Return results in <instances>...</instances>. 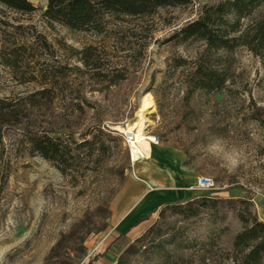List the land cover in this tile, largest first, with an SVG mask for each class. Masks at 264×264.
Returning <instances> with one entry per match:
<instances>
[{
  "label": "rangeland",
  "instance_id": "374dc122",
  "mask_svg": "<svg viewBox=\"0 0 264 264\" xmlns=\"http://www.w3.org/2000/svg\"><path fill=\"white\" fill-rule=\"evenodd\" d=\"M27 1L30 12L0 4V264H117L119 256L123 264L142 261L141 248L132 255L108 251L115 237L109 206L134 166L116 128L136 123L146 95L153 106L144 115V133L179 152L184 170L213 183L210 191L175 203L196 197L231 202L215 209L226 235L222 248L211 255L187 253V264H233L226 250L242 229L233 212L264 224V34L260 40L258 33L264 0L239 22L234 36L241 45L210 54H203L204 43L174 35L217 0L109 19L101 34L49 20L48 0ZM198 65L212 67L224 85L199 92L196 118L183 121L179 102ZM94 124L123 143L97 176L86 165L64 178L27 144L33 132L64 139ZM172 204L160 208L150 227L163 223L162 234L169 235L183 228L204 232L210 225L183 222ZM148 229L126 240L134 243ZM206 258L212 261L203 263Z\"/></svg>",
  "mask_w": 264,
  "mask_h": 264
},
{
  "label": "trees",
  "instance_id": "16d2710c",
  "mask_svg": "<svg viewBox=\"0 0 264 264\" xmlns=\"http://www.w3.org/2000/svg\"><path fill=\"white\" fill-rule=\"evenodd\" d=\"M261 1L263 0H217L203 6L196 19L181 27L174 37L179 41L192 40L204 43L203 54L220 50L232 51L241 45L240 39L234 36L238 33L239 22L250 17L253 8ZM192 2L193 0H48L44 16L71 30L101 34L105 31L109 19L150 17L159 10L185 7ZM0 4L18 12L32 11L27 0H0ZM258 33L260 40H263L264 29L260 28ZM223 85V79L212 67L198 65L192 69L179 102L181 119L187 121L196 118L198 113L196 96L199 92L220 90ZM82 119L83 114L78 116L76 122ZM70 126L71 123H68V128ZM75 135H77L76 140H74ZM27 144L31 153L45 160L64 178L86 165L87 171L97 176V169L123 145L120 137H115L113 132L98 124L88 126L80 134H66L64 139L51 137L44 131L33 132L28 136ZM224 203L231 202L196 197L183 205L177 203L168 205L175 215L182 216V221L185 223H209L204 232H189L183 228L166 235L162 234L163 223H156L138 241L132 243L123 236H118L110 247H115L124 255H132L131 252L136 248H141L144 251L143 258L136 264H150V262L151 264H187L188 260L185 257L187 253L211 255L213 248H222V241L226 237L224 229L216 224L220 218L219 211L215 210L216 204ZM239 203L250 206L246 201ZM233 213L242 225V229L233 237L226 250L229 261L233 264H263L264 224L257 222L253 216L243 215L241 212ZM161 214L163 215V212ZM122 242L124 245H121ZM119 257L117 264H123V256ZM205 261L212 260L206 258L202 262Z\"/></svg>",
  "mask_w": 264,
  "mask_h": 264
},
{
  "label": "crops",
  "instance_id": "0c3cea01",
  "mask_svg": "<svg viewBox=\"0 0 264 264\" xmlns=\"http://www.w3.org/2000/svg\"><path fill=\"white\" fill-rule=\"evenodd\" d=\"M183 157L174 149L150 144V152L134 164L109 206L110 227L114 240L123 236L130 241L140 237L165 204L195 197L197 175L182 167ZM113 240V241H114ZM111 246V245H110ZM108 251L116 254L117 249ZM96 257L94 260L105 256Z\"/></svg>",
  "mask_w": 264,
  "mask_h": 264
},
{
  "label": "bare ground",
  "instance_id": "6f19581e",
  "mask_svg": "<svg viewBox=\"0 0 264 264\" xmlns=\"http://www.w3.org/2000/svg\"><path fill=\"white\" fill-rule=\"evenodd\" d=\"M153 106L152 98L150 95H146L141 99L140 109L137 113V121L132 125H127L125 128L121 129L117 127L116 129L120 133H125L128 136L132 137L134 141V148L132 150L133 158H136L138 153H142L145 156H148L150 152V144L146 139L147 135L144 133L146 129V120L144 115L148 112ZM135 160V159H134Z\"/></svg>",
  "mask_w": 264,
  "mask_h": 264
},
{
  "label": "built area",
  "instance_id": "2783aa9c",
  "mask_svg": "<svg viewBox=\"0 0 264 264\" xmlns=\"http://www.w3.org/2000/svg\"><path fill=\"white\" fill-rule=\"evenodd\" d=\"M118 135L123 139L124 145L126 146V148L128 150L129 159H130L132 166L145 158V155L142 153H138L137 157L133 158L132 150L134 148V144H133L134 141L132 140V137L128 136L125 133H120ZM146 139L148 140L149 144H151V145L156 146L159 144L158 139L156 137L147 135ZM212 188H213L212 181L209 178H205V177L200 176L196 179L195 186L190 188V191L195 190V191H199V192H208Z\"/></svg>",
  "mask_w": 264,
  "mask_h": 264
}]
</instances>
